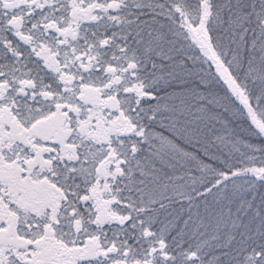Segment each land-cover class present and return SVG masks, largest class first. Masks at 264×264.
Returning a JSON list of instances; mask_svg holds the SVG:
<instances>
[{"label":"snow or ice","instance_id":"6c2138e0","mask_svg":"<svg viewBox=\"0 0 264 264\" xmlns=\"http://www.w3.org/2000/svg\"><path fill=\"white\" fill-rule=\"evenodd\" d=\"M0 264H264V0H0Z\"/></svg>","mask_w":264,"mask_h":264}]
</instances>
